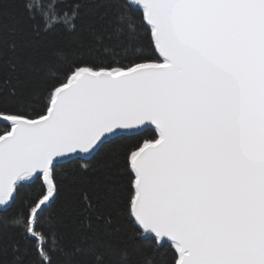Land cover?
<instances>
[{
	"label": "snow or ice",
	"instance_id": "6c2138e0",
	"mask_svg": "<svg viewBox=\"0 0 264 264\" xmlns=\"http://www.w3.org/2000/svg\"><path fill=\"white\" fill-rule=\"evenodd\" d=\"M0 264H264V0H0Z\"/></svg>",
	"mask_w": 264,
	"mask_h": 264
}]
</instances>
